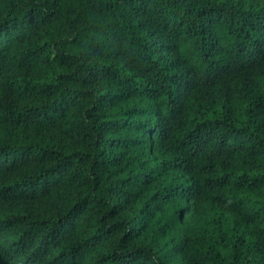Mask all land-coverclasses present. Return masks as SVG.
Returning a JSON list of instances; mask_svg holds the SVG:
<instances>
[{"label":"trees","instance_id":"1","mask_svg":"<svg viewBox=\"0 0 264 264\" xmlns=\"http://www.w3.org/2000/svg\"><path fill=\"white\" fill-rule=\"evenodd\" d=\"M0 264H264V0H0Z\"/></svg>","mask_w":264,"mask_h":264}]
</instances>
